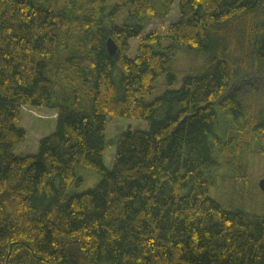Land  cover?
I'll return each mask as SVG.
<instances>
[{
  "label": "trees",
  "instance_id": "trees-1",
  "mask_svg": "<svg viewBox=\"0 0 264 264\" xmlns=\"http://www.w3.org/2000/svg\"><path fill=\"white\" fill-rule=\"evenodd\" d=\"M179 52L202 70L178 80ZM23 107L56 114L35 154L15 153ZM114 116L149 127L107 141ZM252 142L264 155V0H0V264H264V215L207 196ZM78 169L101 180L69 193Z\"/></svg>",
  "mask_w": 264,
  "mask_h": 264
},
{
  "label": "rangeland",
  "instance_id": "rangeland-1",
  "mask_svg": "<svg viewBox=\"0 0 264 264\" xmlns=\"http://www.w3.org/2000/svg\"><path fill=\"white\" fill-rule=\"evenodd\" d=\"M112 2L113 0H105L107 6H110ZM176 9L177 7L174 4L165 19L154 20L146 24L144 33L155 31L159 35H164L167 25L177 20L178 13ZM125 15L126 12L122 11L116 22L121 23ZM138 42V39L130 40V57L135 55ZM170 67L179 80L186 74L200 72L203 67V58L199 55L179 52L174 56ZM165 88L164 79H158L155 83V91L146 100L151 101L159 96ZM55 116L56 114L47 108L23 107L22 119L19 121L18 126L26 130L27 140L24 143L15 145V153H37L38 139L53 132L54 124L52 125L51 121ZM39 121L43 123L40 125L39 123L35 124ZM148 127L149 122L145 120L118 116L108 117L106 139L111 141L122 131L147 130ZM114 151V146L106 145L103 163L108 170L113 167ZM218 161V167L213 170L216 174V183L210 186L207 196L226 210H241L254 215H264V192L258 187V181L264 178V155L257 151L255 143L252 142L245 146L238 156L219 157ZM77 175L82 178V182L79 185L70 186L69 193L79 194L92 189L101 180L100 175L89 170L78 169Z\"/></svg>",
  "mask_w": 264,
  "mask_h": 264
},
{
  "label": "water",
  "instance_id": "water-1",
  "mask_svg": "<svg viewBox=\"0 0 264 264\" xmlns=\"http://www.w3.org/2000/svg\"><path fill=\"white\" fill-rule=\"evenodd\" d=\"M106 49L110 55L114 54L116 51V44L111 38H108L106 40ZM258 187L260 188L261 191L264 192V178H261L258 181Z\"/></svg>",
  "mask_w": 264,
  "mask_h": 264
},
{
  "label": "crops",
  "instance_id": "crops-1",
  "mask_svg": "<svg viewBox=\"0 0 264 264\" xmlns=\"http://www.w3.org/2000/svg\"><path fill=\"white\" fill-rule=\"evenodd\" d=\"M21 155H25V153L24 154H21Z\"/></svg>",
  "mask_w": 264,
  "mask_h": 264
}]
</instances>
